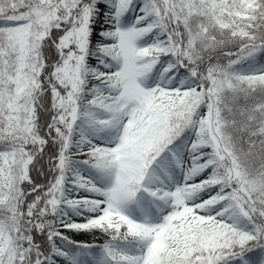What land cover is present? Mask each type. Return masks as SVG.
I'll return each instance as SVG.
<instances>
[{
    "label": "snow or ice",
    "instance_id": "snow-or-ice-1",
    "mask_svg": "<svg viewBox=\"0 0 264 264\" xmlns=\"http://www.w3.org/2000/svg\"><path fill=\"white\" fill-rule=\"evenodd\" d=\"M0 264H264V0H0Z\"/></svg>",
    "mask_w": 264,
    "mask_h": 264
}]
</instances>
